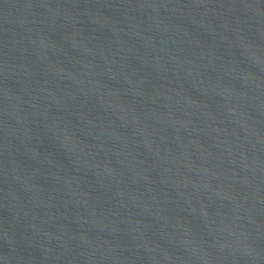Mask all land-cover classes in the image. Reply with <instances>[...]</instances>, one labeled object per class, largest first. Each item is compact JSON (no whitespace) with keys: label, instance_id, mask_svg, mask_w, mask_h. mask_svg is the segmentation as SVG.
<instances>
[{"label":"water","instance_id":"obj_1","mask_svg":"<svg viewBox=\"0 0 264 264\" xmlns=\"http://www.w3.org/2000/svg\"><path fill=\"white\" fill-rule=\"evenodd\" d=\"M0 264H264V0H0Z\"/></svg>","mask_w":264,"mask_h":264}]
</instances>
